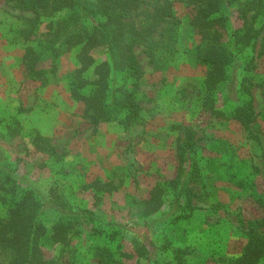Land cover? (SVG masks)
Here are the masks:
<instances>
[{
	"label": "rangeland",
	"instance_id": "obj_1",
	"mask_svg": "<svg viewBox=\"0 0 264 264\" xmlns=\"http://www.w3.org/2000/svg\"><path fill=\"white\" fill-rule=\"evenodd\" d=\"M187 1L171 0L180 20L171 54L163 51L153 61L155 51L143 44L135 49L141 69L138 121L124 125L117 115L93 126L70 96L78 49L39 62L42 74L29 72L23 56L32 43L19 30L32 13L0 0V166L17 187L32 188L43 202L40 217L48 232L41 245L56 264H229L246 241V222L264 217V0L250 13V23L261 29L257 44L237 56L233 69L235 77L254 84L249 129L233 119L235 99L227 98L223 84L212 98L203 91L205 67L196 59L199 37ZM235 7L228 6L231 24L240 27ZM141 8L151 10L152 4L143 0ZM91 53L97 61L105 58L101 47ZM15 120L22 130L11 137ZM185 128L195 133L206 200L174 220L161 214L169 210L167 190L161 213L147 216L143 201L152 187L174 177ZM37 135L48 139L55 155L35 147ZM96 179L116 190L96 194L87 187ZM5 216L0 205V218ZM57 223L71 230L66 244L50 238Z\"/></svg>",
	"mask_w": 264,
	"mask_h": 264
},
{
	"label": "trees",
	"instance_id": "obj_2",
	"mask_svg": "<svg viewBox=\"0 0 264 264\" xmlns=\"http://www.w3.org/2000/svg\"><path fill=\"white\" fill-rule=\"evenodd\" d=\"M7 1L19 11L32 13L19 30L20 36L32 43L25 46L23 56L29 72L42 74L37 69L39 62L51 57L55 60L60 53L77 48L78 67L71 76L70 96L81 103L84 119L93 126L111 121L117 115L124 125L138 121L141 69L135 49L140 44L146 45L151 53H156L150 54L153 61H157V55L163 51L173 52L180 20L172 9L171 0H148L151 10L141 8L143 0ZM187 2L193 11L190 25L199 37L196 59L205 67L203 91L207 99L212 98L223 84L227 98L235 99L233 119L249 129L255 118L254 84L246 77H235L233 69L237 56L257 44L261 29L250 23V13L262 3L260 0ZM230 5L236 6L237 18L242 22L240 27L231 24ZM46 20L45 31L36 38ZM262 39L259 55L264 54V37ZM97 47L105 52V58L100 61L91 53ZM261 82L264 94V80ZM21 130L17 120L8 128L11 137L18 136ZM41 141L45 142L44 146ZM33 143L39 150L47 149L55 155L47 138L37 135ZM176 149L178 164L174 177L167 184L152 187L149 197L143 201L147 216L161 213L167 190L171 192L169 210L161 214L174 220L190 216L196 209L194 203L206 200L207 190L192 129H183ZM87 187L101 195L116 190L112 183L99 179ZM0 205L6 207V216L0 218V264H56L54 259L45 256L41 245V239L48 232L40 217L43 202L32 188L17 187L2 166ZM246 223V241L229 264H264V217ZM51 231L53 242L66 244L71 230L57 223Z\"/></svg>",
	"mask_w": 264,
	"mask_h": 264
}]
</instances>
